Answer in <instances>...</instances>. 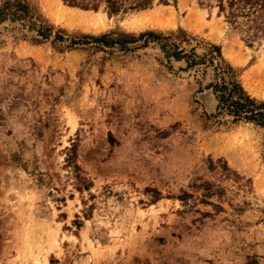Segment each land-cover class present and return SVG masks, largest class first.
I'll return each mask as SVG.
<instances>
[{
	"label": "rangeland",
	"instance_id": "1",
	"mask_svg": "<svg viewBox=\"0 0 264 264\" xmlns=\"http://www.w3.org/2000/svg\"><path fill=\"white\" fill-rule=\"evenodd\" d=\"M25 1L52 27L0 20V264H264V128L215 90L219 63L264 102V76L261 95L242 82L264 58V13Z\"/></svg>",
	"mask_w": 264,
	"mask_h": 264
},
{
	"label": "trees",
	"instance_id": "2",
	"mask_svg": "<svg viewBox=\"0 0 264 264\" xmlns=\"http://www.w3.org/2000/svg\"><path fill=\"white\" fill-rule=\"evenodd\" d=\"M70 5L77 6H95L99 2H104L111 10L116 11L120 7L128 4L135 7H145L151 0H63ZM219 11H226L227 18H236L238 16H244L255 20L264 13V0H216ZM10 19H26L28 22V28L35 27L36 35L40 38H47L50 34L51 27L48 25L40 13L35 12L32 7L25 0H5L0 4V20L3 18ZM60 31L54 34V40H62ZM142 33L139 36H143ZM146 34L154 35L153 32H147ZM123 39L134 40L135 37L129 34H122ZM108 34H102L100 36L86 35L82 37L90 38L94 41H105L108 38ZM112 41V40H111ZM70 43H75L71 41ZM213 52L210 53V61L219 57V47L212 46ZM181 52H174V57L180 59L186 57ZM216 69L219 70L221 75V83L215 84V90L218 92V105L220 108H224L228 113L234 116V119H246L264 128V102L256 101L247 95L240 84L232 77V69L230 67H221L220 64H216ZM225 77L228 79L225 80Z\"/></svg>",
	"mask_w": 264,
	"mask_h": 264
},
{
	"label": "bare ground",
	"instance_id": "3",
	"mask_svg": "<svg viewBox=\"0 0 264 264\" xmlns=\"http://www.w3.org/2000/svg\"><path fill=\"white\" fill-rule=\"evenodd\" d=\"M74 10H76V9H74ZM67 11L69 12V10L67 9V10H65V14L68 13ZM76 14H77L76 19L79 20V22L81 24H83L87 30L94 29V31H95V30H98L99 28H101V26H104L103 18L95 19L93 17L92 13H89L86 11L81 13V11H79ZM67 19H69V18H67ZM148 19L149 18L146 17L145 14L136 15L135 17H133L129 21L128 28L130 30L137 29V28L139 29L140 27H142L143 25H146L149 22ZM223 53L226 56H228L232 61L236 60L235 56L232 53H230L228 46L223 47ZM252 76H260V77L264 76V58L260 59L259 64L256 67L251 69L246 74L242 75L243 86L246 89H248L249 93H255V94L257 93V94L261 95L260 94L261 92H259L260 88L257 89L256 85L255 86H252L253 84L251 85V81L253 80ZM259 84H258V86H260ZM262 94H264V91Z\"/></svg>",
	"mask_w": 264,
	"mask_h": 264
}]
</instances>
